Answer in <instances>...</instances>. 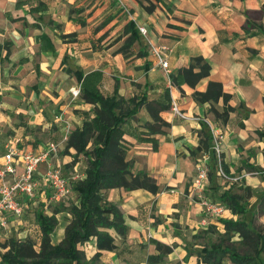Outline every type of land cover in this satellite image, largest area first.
Listing matches in <instances>:
<instances>
[{"label": "crops", "instance_id": "1", "mask_svg": "<svg viewBox=\"0 0 264 264\" xmlns=\"http://www.w3.org/2000/svg\"><path fill=\"white\" fill-rule=\"evenodd\" d=\"M263 5L264 0H0V157L10 141L22 150L38 151L63 138L68 126L72 132L81 127L84 112L93 105L82 94L74 99L70 93L83 80L104 94L117 89L126 99L142 95L158 99L169 89L172 100L190 116L183 119L170 109L163 111L161 116L170 126L155 135L156 150L144 139V124L151 120L145 106L126 122L124 138L133 171L147 172L162 190L157 194L143 188L103 190L104 197L123 212L128 230L123 236L110 229L114 250L100 251L96 238L85 242L81 248L88 259L100 251L104 264H208L199 252L225 233V219H245L251 227L264 225V206H260L264 196ZM130 22L139 35L132 46L126 44L132 35L127 29ZM139 26L147 29V35L139 32ZM73 33L76 41H70ZM152 44L167 48L172 74L189 66L193 57L203 56L211 63L210 76L195 88L173 85L153 58ZM77 73L83 75L81 80ZM210 80L221 82L232 95L229 104L234 109L227 120L212 111L213 106L224 111L223 99L200 104L192 96L195 90L205 91ZM206 119L224 134L222 163L228 177L218 172L219 164L213 159L214 139L210 151L200 147L202 132L212 135ZM6 127L13 130L9 138ZM37 133L55 139L43 140ZM65 146L53 160L62 164L66 176L77 169L85 177L87 164L82 169L81 160L71 171L67 168L76 150L64 155ZM206 152L210 153L206 195L223 206L220 214L207 212L191 193L196 162ZM44 169L42 164L40 170ZM82 179L73 180L71 194L54 203L67 208L55 213L57 230L65 220L61 233L56 232L59 241L70 222L68 208L79 204L74 184ZM227 190L245 196L247 212L235 213L221 202ZM48 195L49 189L43 187L39 200L28 202L33 223L26 216L21 221L10 215L9 226L0 229V240L19 229L26 233L17 232L18 239L29 237L33 230L41 235L37 212L54 213ZM236 236L232 241H237ZM158 243L173 249L159 263L149 262L159 253ZM224 264L237 263L228 259Z\"/></svg>", "mask_w": 264, "mask_h": 264}, {"label": "trees", "instance_id": "2", "mask_svg": "<svg viewBox=\"0 0 264 264\" xmlns=\"http://www.w3.org/2000/svg\"><path fill=\"white\" fill-rule=\"evenodd\" d=\"M148 9L153 8L148 7ZM129 28L132 30V35L126 44L132 46L139 35L138 30L133 27V22L128 24L127 29ZM260 29L264 33V25H260ZM69 36H72L70 41H76L75 33ZM2 47L0 45V53ZM211 70V63L207 59L203 56H195L189 66L179 68L171 75L172 83L178 87L188 84L195 88L202 79L210 76ZM82 76V74L79 75L78 79L81 80ZM81 91L85 101L91 103L93 107L90 111L84 112L85 119L82 126L77 127L71 133L64 150L69 152L73 148L76 150V156L81 154L87 156L88 165L85 177L74 184L79 204H72L68 208L71 218L65 229L64 237L59 242L53 241L54 231L59 224L55 213L65 210L66 207L54 205L53 214H47L40 209L37 212V221L41 227L39 243L29 237L21 239L13 237L7 244L0 242V264H104L100 259V251L114 250L117 247L110 229H115L125 236L128 226L119 206L108 201L104 197L103 190L143 188L154 194L162 190L157 179L147 172L133 171L132 162L128 158V143L124 136L126 122L135 117L139 109L145 106L151 120L144 124L147 129L145 133L147 137L144 139L153 143V149H158L155 135L164 134L170 126V122L161 116L163 111L171 107L170 90L166 89L163 96L158 99H149L147 95L126 99L118 93L117 89L112 94H104L98 88H91L88 82L83 80ZM192 96L200 104H213L223 99L225 103L223 112L212 107L215 115L223 120H227L234 109L229 104L232 95L224 90L223 84L219 81L210 80L205 91L195 90ZM202 134L200 147L205 151H210V140L213 137L208 132H202ZM212 152L213 159L218 164L215 151L212 150ZM222 165L224 168L223 163ZM221 202L235 213L247 212L244 195L227 190L221 195ZM260 206H264V196L260 201ZM224 223L226 231L221 234L219 240L205 245L200 250L202 261L208 264H224L230 259L237 264H264L262 258L264 225L251 227L245 219H225ZM211 231L210 227L207 232ZM236 234L239 235L240 240L232 241V237ZM92 238H96V245L100 251L88 259L81 245ZM7 246L9 249L2 252V248ZM157 246L159 253L150 256L149 262L159 263L164 255L173 249L172 246L162 243H158Z\"/></svg>", "mask_w": 264, "mask_h": 264}, {"label": "built area", "instance_id": "3", "mask_svg": "<svg viewBox=\"0 0 264 264\" xmlns=\"http://www.w3.org/2000/svg\"><path fill=\"white\" fill-rule=\"evenodd\" d=\"M138 29L141 34L147 35V29L144 26H139ZM166 49L164 46L152 44L151 54L156 63L165 70L169 80L172 82V71L169 66ZM71 93L74 99L79 98L82 94L81 84L72 87ZM170 110L183 119L190 118L175 99L172 100ZM205 121L211 129L214 139V151L219 164L218 172L228 177L221 163V141L224 134L210 120L206 119ZM71 133L72 130L68 126L60 143L49 142L38 151L22 150L13 141L5 145V153L3 157H0V229H5L9 226L10 215L16 220L22 221L29 207L28 202L38 201V196L42 192L43 187L49 189L47 203H58L71 194L73 180L84 178V174L77 169L74 170L72 176H66L63 173L62 164L53 160L58 158L62 143H67ZM209 158L210 153L206 152L201 159L197 160V174L192 183L191 193L194 199H199L205 206L207 212L220 214L224 209L223 206L211 201L206 195V184L210 174V167L207 164ZM42 164H45V171L40 170Z\"/></svg>", "mask_w": 264, "mask_h": 264}, {"label": "rangeland", "instance_id": "4", "mask_svg": "<svg viewBox=\"0 0 264 264\" xmlns=\"http://www.w3.org/2000/svg\"><path fill=\"white\" fill-rule=\"evenodd\" d=\"M70 95H72V93H70ZM78 99V98H77ZM57 118V117H56ZM68 125V124H67ZM10 127H6V128H3V129H5V135H6V137H10L12 134H11V132L13 133V130L10 128ZM37 135H38V137H41V139H45V140H50V139H55L54 137H49V135H47V134H42V133H37ZM5 137V138H6ZM62 137H60L58 140H55V141H57V142H61L62 141ZM66 144V143H65ZM65 144L64 143H62V147L63 146H65ZM64 155L66 154V153H68V152H66V151H63L62 152ZM67 155H69V153L67 154ZM75 158H76V161H79V160H81V168L83 169V166L84 165H88V157L87 156H85V155H81L80 156V158H77V157H73V161L72 162H70V163H68L67 164V168H70L69 170L71 171V169H73V164H75L74 163V160H75ZM72 165V166H71ZM209 198H210V196L209 195H207ZM50 208H51V210H54V203H51L50 204ZM28 211V214L26 215L25 214V219L26 220H29L31 223H33V215H29L30 213H31V210H27ZM62 219V218H61ZM62 221V224H61V226H63L64 225V221L65 220H61ZM260 224H257V226H259ZM60 225H59V227H58V230L57 229H55V231H54V234H53V239H54V241L55 242H59V238H58V236H56V232H58V233H61V227ZM60 228V229H59ZM24 231V229H19L18 231H15L16 233H9V237H4V239L3 240H0V242L1 243H5V244H7V242L9 241V239H11V238H16V239H18V237H16L17 236V232H19V234L21 235V236H23L26 232H23ZM12 236V237H11ZM29 238H31L32 240H34V241H36L37 243H39V241H40V237H41V235H40V233L38 232V231H36V230H33L29 235ZM239 236H236L235 238H234V240H237L238 241V238ZM219 239V238H218ZM240 240V239H239ZM9 249V246H7V247H5V248H2V252H6L7 250Z\"/></svg>", "mask_w": 264, "mask_h": 264}]
</instances>
